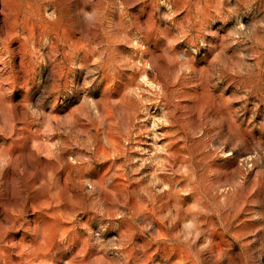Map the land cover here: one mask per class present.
I'll return each instance as SVG.
<instances>
[{
  "label": "rangeland",
  "instance_id": "1",
  "mask_svg": "<svg viewBox=\"0 0 264 264\" xmlns=\"http://www.w3.org/2000/svg\"><path fill=\"white\" fill-rule=\"evenodd\" d=\"M0 264H264V0H0Z\"/></svg>",
  "mask_w": 264,
  "mask_h": 264
}]
</instances>
